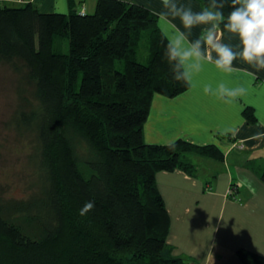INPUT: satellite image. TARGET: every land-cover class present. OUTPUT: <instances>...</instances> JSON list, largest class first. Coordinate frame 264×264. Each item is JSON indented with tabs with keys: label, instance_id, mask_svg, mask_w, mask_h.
<instances>
[{
	"label": "trees",
	"instance_id": "trees-1",
	"mask_svg": "<svg viewBox=\"0 0 264 264\" xmlns=\"http://www.w3.org/2000/svg\"><path fill=\"white\" fill-rule=\"evenodd\" d=\"M199 1L225 18L230 10L229 0H216L223 9ZM79 12L75 0L67 12L0 4V62L23 69L35 100L15 115L17 128L35 133L28 156L35 189L0 197V264H188L167 242L170 216L156 174L193 173L190 155L222 159V150L144 140L153 94L189 85L177 79L184 72L168 57L157 14L125 0H96L93 13ZM217 23L225 28L226 20ZM141 43L146 63L136 59ZM89 200L95 207L81 216ZM237 254L243 264H264L246 248Z\"/></svg>",
	"mask_w": 264,
	"mask_h": 264
},
{
	"label": "crops",
	"instance_id": "crops-1",
	"mask_svg": "<svg viewBox=\"0 0 264 264\" xmlns=\"http://www.w3.org/2000/svg\"><path fill=\"white\" fill-rule=\"evenodd\" d=\"M28 1L43 12L68 11V0H0V4L19 6ZM75 1L77 10L91 13L95 9L96 0H79V6ZM125 1L157 14L168 40L177 32L184 33L186 43L201 40L203 54L199 71L191 67L194 61L180 62L183 72L192 77L184 91L173 96L153 94L143 124L145 142L168 144L181 138L199 145L215 144L223 153L222 159L190 155L193 173L174 169L156 174L170 216L167 242L172 254L186 258L188 264H243L239 248L264 256V138H257L264 136V69L257 70L239 56L231 72L218 68L216 52L203 40L217 22L189 29L162 0ZM171 2L194 12L206 9L199 0ZM214 32L216 42L239 53L235 34L219 25ZM249 73H255V79ZM220 82L246 92L236 98L205 93L206 85L215 88Z\"/></svg>",
	"mask_w": 264,
	"mask_h": 264
},
{
	"label": "clouds",
	"instance_id": "clouds-1",
	"mask_svg": "<svg viewBox=\"0 0 264 264\" xmlns=\"http://www.w3.org/2000/svg\"><path fill=\"white\" fill-rule=\"evenodd\" d=\"M230 10L225 18L222 10L193 11L191 8L177 7L171 0H162L165 8L171 14L179 17L186 28H191L197 24H209L212 22H223L226 20L225 28L235 34L240 43V51L236 53L232 47L225 43L216 42L214 29L217 23H212L203 38L204 42L211 46L216 52L215 64L218 68L231 72L233 62L239 56L243 61L253 64L257 70L264 69V0H229ZM212 9H223L224 2L219 4L213 0ZM170 60H178L182 63L194 61L191 65L196 71L200 69V61L203 59L201 51V40L186 43L184 33L177 32L170 40L167 49ZM255 79V73H249ZM183 79L186 83H191V75L183 73L177 79ZM205 93L219 95L220 97L236 98L243 95L246 89L243 87H230L226 82H220L215 88L211 84L204 87ZM258 139L264 136H258ZM95 207L94 201L89 200L79 210L81 216L86 215Z\"/></svg>",
	"mask_w": 264,
	"mask_h": 264
},
{
	"label": "rangeland",
	"instance_id": "rangeland-1",
	"mask_svg": "<svg viewBox=\"0 0 264 264\" xmlns=\"http://www.w3.org/2000/svg\"><path fill=\"white\" fill-rule=\"evenodd\" d=\"M79 4L77 0V6ZM157 25L163 32L159 17ZM142 43L136 59L146 63L149 51ZM60 50H68L67 39L63 38ZM117 65L121 66L120 63ZM23 101L35 103L33 86L27 82L23 69L18 71L10 64L0 62V197L3 198L22 197L35 189L32 185L34 166L28 158L35 133L24 127L17 128L15 124L16 111Z\"/></svg>",
	"mask_w": 264,
	"mask_h": 264
},
{
	"label": "built area",
	"instance_id": "built-area-1",
	"mask_svg": "<svg viewBox=\"0 0 264 264\" xmlns=\"http://www.w3.org/2000/svg\"><path fill=\"white\" fill-rule=\"evenodd\" d=\"M79 13L84 14L85 13L84 9L81 8Z\"/></svg>",
	"mask_w": 264,
	"mask_h": 264
}]
</instances>
